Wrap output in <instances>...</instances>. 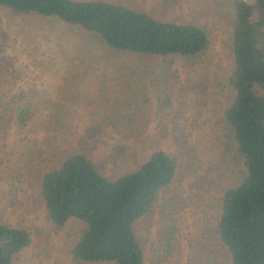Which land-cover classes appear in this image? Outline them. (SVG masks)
Here are the masks:
<instances>
[{"label": "trees", "instance_id": "trees-1", "mask_svg": "<svg viewBox=\"0 0 264 264\" xmlns=\"http://www.w3.org/2000/svg\"><path fill=\"white\" fill-rule=\"evenodd\" d=\"M165 4L168 7L169 1ZM0 5L17 15L55 18L70 31L95 35L118 52L115 62L106 66L109 71L115 64L113 70L123 77L113 81L103 99L104 115L97 124H109L121 137L136 139V151L141 135L134 129L149 119L155 100L162 114L174 101L159 62L150 59L179 57L189 68L200 69L212 47V31L204 24L161 17L119 0H0ZM232 6L234 69L227 79L231 97L224 120L232 140L230 154L243 168L220 197L216 217L202 215L190 238V264H264V0H233ZM9 37L0 25V121L2 126L24 127L36 118L41 104L37 95L16 91L21 68L19 59L7 52ZM19 98L27 99L19 103ZM98 125L88 129L89 137L95 136ZM51 142L44 136L41 147ZM114 151L118 156L127 153L121 144ZM54 157L42 155L31 164L33 173L40 174V195L53 228L69 220L84 225L72 248L76 262L146 264L145 241L154 233L153 225L159 230L153 255L161 263L170 261L184 219L178 202L167 197L179 186L184 161L180 153L157 149L137 167L116 175L102 171L83 151L57 163ZM159 204L160 214L151 220ZM143 223L145 236L140 233ZM31 242L28 228L0 220V264H11Z\"/></svg>", "mask_w": 264, "mask_h": 264}, {"label": "rangeland", "instance_id": "rangeland-1", "mask_svg": "<svg viewBox=\"0 0 264 264\" xmlns=\"http://www.w3.org/2000/svg\"><path fill=\"white\" fill-rule=\"evenodd\" d=\"M119 1L161 17L204 24L213 35L210 53L200 69L189 68L179 57L150 59L159 62L161 78L172 87L174 101L162 114L155 100L149 119L137 124L134 130L141 135L139 151L135 150L136 139L121 137L109 124H97L102 119L100 114L104 115L103 99L108 98L113 81L123 77L119 70H113L115 64L109 71L106 66V62H115L118 52L105 47L95 35L70 31L55 18L17 15L0 5V25L10 33L7 52L19 59L21 68L16 91L37 95L35 99L41 104L36 118L24 127L16 123L3 127L0 121V220L28 228L32 237L11 264H114L78 263L73 259L72 248L84 225L69 220L53 228L40 195V174L33 173L31 164L42 155L54 154L57 163L74 151H83L109 175L129 172L157 149L183 156L179 186L174 185L167 195L178 202L184 215L182 233L170 261L161 263L153 255L154 245L159 243V230L153 225L154 233L145 241L146 264H190V238L202 215L216 217L220 197L243 168L230 154L232 140L224 120L231 97L227 79L234 69L233 0H168V7L167 0ZM81 56H85L82 61ZM94 123L100 127L94 137H89L88 129L96 126ZM44 136L51 137L52 142L43 148ZM117 144L125 146L127 153L118 156L114 151ZM51 147L50 153L38 151ZM160 211L159 204L151 220ZM146 231L143 223L141 235Z\"/></svg>", "mask_w": 264, "mask_h": 264}]
</instances>
